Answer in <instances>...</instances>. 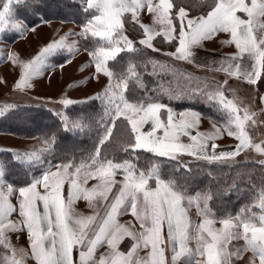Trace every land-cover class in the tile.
<instances>
[{"label": "snow or ice", "instance_id": "6c2138e0", "mask_svg": "<svg viewBox=\"0 0 264 264\" xmlns=\"http://www.w3.org/2000/svg\"><path fill=\"white\" fill-rule=\"evenodd\" d=\"M13 2L17 6L28 7V0H6L0 5V33L26 30L14 18L10 7ZM82 10L86 13L91 10L92 14L82 25L79 35L85 40L91 39L93 47L85 50L94 63L95 72L109 79L103 96L97 94L95 97L105 104L104 116L108 118L107 123L101 119L103 130L99 146L114 137L116 121L122 118L129 126L128 140L120 145L127 158L117 162L102 155L97 146L92 154L78 163L49 162L46 171L18 189L4 181V169L0 166V245L12 253L11 257H4L6 264H24V253L20 252V258H17V249L8 241L6 230H26L31 257L36 264H166L162 235L165 225L167 242L172 250L171 264H178L181 258H184L183 264H233V257L239 260L246 252L252 253L250 264H256L257 260L258 264H264V186L255 195L253 205L242 207L235 216L217 218L208 205L212 199L210 192L189 195L175 179L161 177L160 165L165 161L155 159L147 170L134 162L139 161L143 153H150L152 158H166L174 169L187 172L190 171L189 163L181 159L185 155L197 160L223 162L234 160L242 151L252 147L264 156V147L253 144L246 130L249 121L255 123L252 119L255 113H249L247 108L241 110L233 99L224 95L222 86L208 89L206 85L204 90L197 86L191 90L193 95L199 93L217 108L224 116L223 131L239 142L231 151L217 152L218 145L214 141L221 138V128L208 135L199 132L193 135L190 131L197 127L200 113L185 110L178 113L177 119V114L160 102V95H149L147 92L130 100L126 96L130 83L135 82L141 88L144 85L137 70L139 66L132 58L140 49L124 34L125 15L130 13L131 19L143 31L144 38L138 41L139 45L159 52L153 40L160 36L175 49L163 55L194 63L193 49L201 46L202 41L212 39L218 32L229 33L231 39L224 43L234 44L238 50L237 54L228 58L235 63L227 62L224 66L225 62H222L217 70L255 85L264 79V0H215L206 16L195 18L189 17L185 7H177L174 0H86V7ZM145 11L150 15L153 26L139 22L140 13ZM237 13H243L247 18ZM66 39L62 37L48 44L33 60L22 63L23 71L17 88L30 87V81L43 74L49 66V58L57 51L66 47L72 52L75 45H66ZM124 52L132 54L126 68L114 71L109 63L117 61ZM9 59L15 63L17 58L9 54ZM148 63L155 71L158 62L149 59ZM155 91L163 94L162 89ZM167 94L175 97L174 92ZM260 99L264 102V96ZM60 102L65 106L74 103L68 99ZM162 110L167 113L166 120L162 118ZM0 115H3L2 111ZM57 115L61 117L66 131L81 127L63 114ZM145 125H150L146 131ZM182 136L190 142H182ZM209 141L213 142L209 145ZM42 151L12 155L15 160L43 164ZM259 164L264 166V160H260ZM53 168L56 170L53 171ZM117 174L123 176L122 181L115 179ZM92 179L98 183L90 189L85 187ZM153 181L154 186H151ZM65 184L68 185L66 196ZM41 186L43 192L38 190ZM113 188H116V193L99 219L97 215L81 216L75 212L73 205L77 200L87 201L89 206L97 198L108 201ZM17 190L18 209L10 199ZM193 205L197 214L203 217L199 224L192 223L188 217V208ZM253 206L259 209V213L251 211ZM17 212L22 217L20 224L9 219ZM129 212L139 222L142 231H133L117 222L118 215ZM216 223L222 227L216 228ZM125 237L133 241L127 252L120 250ZM234 240H243L244 246L230 250L229 244ZM192 241L196 243L195 249L189 247ZM105 244L109 251L97 259V248ZM74 249L78 253L76 258L73 256ZM138 249H146L147 258H139Z\"/></svg>", "mask_w": 264, "mask_h": 264}, {"label": "rangeland", "instance_id": "374dc122", "mask_svg": "<svg viewBox=\"0 0 264 264\" xmlns=\"http://www.w3.org/2000/svg\"><path fill=\"white\" fill-rule=\"evenodd\" d=\"M77 1H79L83 7H86V0H84L83 3L81 0ZM180 1L181 0H174L175 5L177 7H185L186 11L189 13V17L193 18L206 16L207 13L211 11L212 6L215 3V0H190V6L194 9V13L191 12L190 8L188 10ZM5 2L6 0H0V5ZM195 3L196 5H194ZM0 10H2V7H0ZM89 11L91 12V10ZM175 11L176 8L174 7L173 12L175 13ZM237 15H240L245 19L247 18L243 13H237ZM19 22L24 26L26 29L25 31L13 32V30H7L12 32L13 35H18L14 43L10 44L4 41L2 34L5 32L0 33V111L3 112V115H0V117L19 107H43L51 110L54 115L61 119V117L57 114L61 113L67 116L65 113L67 108L91 101L95 99L97 94L103 96L104 90L109 84V79L102 73L97 74L95 72L94 63L89 57L88 51L84 50L81 43L83 38L79 35V33L82 32V28L77 27L72 23L59 21L42 20L41 23L34 27H28L21 20H19ZM139 22L145 25L153 26L152 19L146 11L140 13ZM126 24H128V27L132 26V30H129ZM155 27L158 28V26ZM124 34L134 41L135 46L138 49L154 56V61L158 62L157 68L154 71L157 75L168 76L172 74V78L175 82L179 81L180 86L183 85L184 87H190L191 90L197 86H199L202 90L205 89L206 85L208 86V89L213 86H222L224 95L228 99H233L241 110L247 108L249 113H255L252 118L255 123L253 124L252 121H249L246 125V130L248 131L253 144H260L261 147H264V102L260 99L264 96V79L255 85H249L236 79H230L224 75L212 73L185 61H177L170 56L163 55V53L173 52L175 49L172 44L165 42L160 36L153 40V45L159 48L160 51L153 52L151 49H147L144 46L139 45L138 41L141 38H144L143 31L139 28V25L131 19L130 13L125 15ZM259 34L260 33L258 32L257 35ZM62 37H67L65 41L66 45H75L72 52H69L66 47L57 51L49 58V66L43 71V74L30 81V87L17 88V84L20 82L23 71L21 64L33 60L48 44L54 41H59ZM230 39L231 37L229 33L218 32L212 37V39L202 41L201 46L194 48L193 51L195 52V55L199 54L201 56L208 57L217 56L222 59H228L234 54H237L238 51L234 44L224 43ZM92 47L93 45L90 46V48ZM9 54H11L12 57L17 58L15 63L12 59H9ZM55 55L57 58L52 61L53 56ZM60 58H64L65 60L60 63L55 62L59 61ZM69 60L70 62H68ZM160 65H164L165 67L161 68ZM225 81H227V83H225ZM113 83H115V81H113ZM164 87L166 90L169 89L168 86ZM64 99L72 100L74 103L65 106L60 102ZM99 101L101 102V100ZM101 104L103 112L100 114L99 121H101V116H103L105 121V104L102 102ZM241 115H243V111H241ZM202 121H205L208 125L206 127L201 126ZM220 127L223 129L222 124L201 115V119L195 129L202 130V134L208 135L214 133L216 128ZM74 131L75 130H72V132ZM221 132L222 135L219 139H222L223 136L227 135V133L223 130H221ZM188 142L190 141L188 140ZM45 148L46 144L41 138L22 139L11 134L0 133V154H25L39 152ZM244 151L246 152H241L234 160L231 159L223 161L222 163H253L264 169V166L259 164L260 160H264V156L257 153L252 147L247 148ZM181 159L184 161L186 160V158L183 159V157H181ZM13 160L22 164L29 163L27 161ZM47 168L48 166L44 169V171H46ZM52 170L55 171L56 169L53 168ZM115 179L117 181H122L123 176L121 174H117ZM97 183V180L92 179L88 181L85 187L90 189ZM150 185L154 186L151 182ZM38 190L43 192L42 186L39 187ZM67 191L68 185L65 184V196L67 195ZM115 193L116 188H113L112 194L108 197V201H103L97 198V200L93 201L92 206H89L87 201L77 200L74 203L73 208L75 212L81 216L97 215V219H99L104 215L107 204L112 200ZM10 199L11 203L18 209V190ZM185 206L187 207V201H185ZM251 211L259 213V209L254 206L251 207ZM188 217L194 224H199L203 219V217L197 214L195 205L188 208ZM9 219L15 221L17 224H20L22 221V217L18 215V212L13 213ZM116 219L118 223L131 228L133 231H142L139 227V222L133 215H131L130 212L118 215ZM215 227L220 228L222 225L216 223ZM162 235L165 241L164 248L166 264H171L172 250L171 245L167 242L166 225L163 228ZM6 236L11 246L17 249V258H20L19 254L20 252H23L24 264H36L35 260L31 257L30 241L26 230L19 232L6 230ZM132 243L133 241L130 237H125L120 244V250L126 251L127 248L131 247ZM243 246V240H234L231 244H229V249L236 250L242 248ZM189 247L195 249V241L190 242ZM108 251L107 245H102L97 248L95 256L99 259L101 255L106 254ZM74 252V258H76L78 253L75 249ZM11 255L12 253L8 249H6L3 245H0V264H6L4 257H11ZM147 255L148 252L146 249H138V257L141 256V259H145L147 258ZM251 259L252 253L246 252L239 260L233 257V264H250ZM183 260L184 258H181L178 264H183ZM256 264H258V260L256 261Z\"/></svg>", "mask_w": 264, "mask_h": 264}, {"label": "trees", "instance_id": "16d2710c", "mask_svg": "<svg viewBox=\"0 0 264 264\" xmlns=\"http://www.w3.org/2000/svg\"><path fill=\"white\" fill-rule=\"evenodd\" d=\"M180 2L194 12L190 6V0ZM10 7L14 18L23 21L28 27H34L45 20L72 23L82 28L92 14L90 11L84 12L82 10L84 7L77 0H28V7L17 6L14 2ZM126 26L128 27V24ZM131 27L129 26L128 29L132 30ZM2 35L3 40L10 44L14 43L18 36L10 31H5ZM81 43L84 50L93 45L90 39H82ZM130 56L132 54L121 53L117 61L109 63V67L117 72L123 71ZM55 58H57L56 55L53 56L52 61L56 60ZM132 58L139 66L137 70L144 87H139L135 82L130 83L129 91L126 93L127 98L135 100L144 96L146 92L149 95H160V102L170 107L173 112L193 110L205 118L223 124V115L215 106L206 102L199 93L193 95L190 87L180 86L179 81L173 80L172 74L157 75L152 69V64L148 63L149 59L154 60L153 55L140 50ZM64 60L60 58L55 62L60 63ZM164 86H168L169 89H164ZM158 89H162L163 94L155 91ZM169 91L175 93L174 98L167 94ZM102 112V104L97 99L67 108L65 113L69 120L81 125L74 132L66 131L61 119L51 110L43 107H19L0 117V133L11 134L22 139L41 138L44 143L48 140L52 141L50 144L45 143L46 148L42 149L43 164H22L14 161L11 153L0 154L5 181L15 188L23 187L33 177H39L49 162L52 164L68 161L78 163L81 159H86L99 146V136L103 130V125L99 121ZM166 114V111H163L164 117ZM107 122L106 117L104 123ZM113 133L114 137L99 147L102 155L122 162L127 158V154L123 152L120 145L127 142L129 136V126L122 121V118L116 121ZM155 159L165 161L160 165L161 177L165 180L175 179L189 195L210 192L212 199L208 201V205L217 218L226 215L235 216L242 207L253 205L255 195L264 186V169L253 163L229 164L186 159L185 162L189 163L190 171L185 172L184 169H174L166 158H152L150 153H143L142 158L134 162L138 167L147 170ZM151 184H154V181Z\"/></svg>", "mask_w": 264, "mask_h": 264}, {"label": "crops", "instance_id": "0c3cea01", "mask_svg": "<svg viewBox=\"0 0 264 264\" xmlns=\"http://www.w3.org/2000/svg\"><path fill=\"white\" fill-rule=\"evenodd\" d=\"M193 60H194V63H190V64H193V65H196V66H198L199 65V67H201V68H203V69H205V70H208V71H210V72H212V73H215V74H220V75H224V76H226V77H228V78H230V79H236V80H239V81H241V82H244V83H246L244 80H243V78H241V79H237V78H235V77H230V76H228V74L227 73H225V72H223V71H218L217 69H219V68H221V66H222V62H225L224 63V66H226V63L227 62H231V63H235V61H229V59H222V58H220V57H217V56H201V55H199V54H196L195 56H194V58H193ZM247 61V57H245V62ZM186 62V61H185ZM188 63V62H187ZM183 111V110H182ZM182 111H178V112H175L174 114H177L176 115V118L178 119V113H180V112H182ZM162 114H163V110H162ZM166 117H167V114H166V116L164 117L163 115H162V118H164L165 120H166ZM208 124L205 122V121H202V123H201V126H203V127H206ZM149 127H150V125H146L145 127H144V130L146 131V130H148L149 129ZM221 128V127H220ZM221 130H223V129H221ZM191 132H192V134L193 135H195L197 132H199V133H201L202 134V130H198V129H192V130H190ZM206 135V134H205ZM181 140H182V142H184V143H187L188 142V138L187 137H181ZM213 141H209V145L212 143ZM217 145H218V148L216 149V151L217 152H220V151H231V150H233L235 147H236V145L239 143L234 137H230V136H228V135H225V136H223V138L222 139H216L215 141H214ZM189 143V142H188ZM243 153L244 152H246V151H242ZM183 157V159H191V160H197L195 157H192V156H187V155H185V156H182ZM238 157V156H237ZM229 160H231V159H229ZM206 161V160H205ZM211 162H219V161H211ZM130 248H127L126 249V251L125 250H123V251H125V252H127L128 250H129ZM75 255V252H73V256ZM139 258H141V256L139 257Z\"/></svg>", "mask_w": 264, "mask_h": 264}]
</instances>
